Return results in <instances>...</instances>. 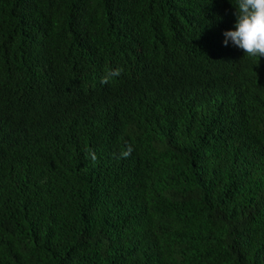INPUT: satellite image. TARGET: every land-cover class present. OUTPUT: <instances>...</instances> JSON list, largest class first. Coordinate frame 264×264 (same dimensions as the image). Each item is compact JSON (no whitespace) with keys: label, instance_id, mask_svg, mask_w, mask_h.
<instances>
[{"label":"trees","instance_id":"trees-1","mask_svg":"<svg viewBox=\"0 0 264 264\" xmlns=\"http://www.w3.org/2000/svg\"><path fill=\"white\" fill-rule=\"evenodd\" d=\"M0 264H264V0H0Z\"/></svg>","mask_w":264,"mask_h":264}]
</instances>
